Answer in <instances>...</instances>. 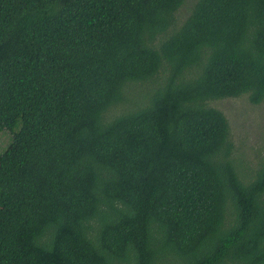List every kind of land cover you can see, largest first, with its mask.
I'll list each match as a JSON object with an SVG mask.
<instances>
[{"label":"trees","instance_id":"obj_1","mask_svg":"<svg viewBox=\"0 0 264 264\" xmlns=\"http://www.w3.org/2000/svg\"><path fill=\"white\" fill-rule=\"evenodd\" d=\"M187 2L0 0V264H264V0Z\"/></svg>","mask_w":264,"mask_h":264},{"label":"rangeland","instance_id":"obj_2","mask_svg":"<svg viewBox=\"0 0 264 264\" xmlns=\"http://www.w3.org/2000/svg\"><path fill=\"white\" fill-rule=\"evenodd\" d=\"M192 0H188L180 18L185 15V9L190 6ZM143 91L139 88L131 90L128 96L131 102L143 103ZM141 101V102H140ZM229 120L231 140L235 144L234 156L240 162L239 169L245 171V156L249 162H255L257 157L263 155L264 148V103L251 105L244 97L227 98L215 102ZM117 113V112H116ZM8 133L0 131V150L8 143Z\"/></svg>","mask_w":264,"mask_h":264}]
</instances>
